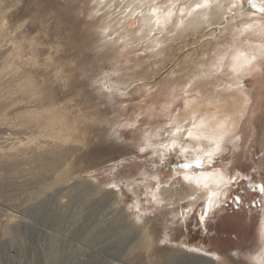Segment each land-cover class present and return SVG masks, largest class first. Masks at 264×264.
<instances>
[{
	"label": "rangeland",
	"instance_id": "374dc122",
	"mask_svg": "<svg viewBox=\"0 0 264 264\" xmlns=\"http://www.w3.org/2000/svg\"><path fill=\"white\" fill-rule=\"evenodd\" d=\"M99 1L0 0V213L8 214L0 219V264H38L28 244L10 242L21 254L6 252L4 230L18 222L20 212L34 214L43 202L51 211L67 210L88 187L93 194L114 191L133 202V211L151 221L159 249L189 246L227 264H259L264 253V59L246 78L249 100L236 137L240 147L228 144L214 162L197 163L170 145L168 134L158 139L148 134L183 115L189 101L172 96L164 84L178 62L155 74L149 73L155 67L147 60L139 61L147 52V43L135 40L149 31L144 13L163 0L145 5L134 17L136 0H107L105 7ZM239 6L234 16L253 10L264 16V0H242ZM156 33L153 37L163 39L166 31L157 33L160 38ZM173 42L161 47L166 44L168 51ZM114 70L111 83L120 90L112 99L102 84ZM215 170L226 172L229 182L214 208L207 205L205 191L167 201V192L182 190L185 175Z\"/></svg>",
	"mask_w": 264,
	"mask_h": 264
},
{
	"label": "bare ground",
	"instance_id": "6f19581e",
	"mask_svg": "<svg viewBox=\"0 0 264 264\" xmlns=\"http://www.w3.org/2000/svg\"><path fill=\"white\" fill-rule=\"evenodd\" d=\"M106 1L101 0L97 5L105 7ZM134 1L131 0V3ZM156 1L158 0H136L130 16ZM161 2L159 6L150 5V11H143V22L149 31L135 39L139 44L147 43V52L141 54L139 61L142 63L147 60L148 64L155 67L154 71L148 70L149 73L155 74L168 63L178 62L168 70L164 84L166 83V90L173 93L172 96H187L189 101L183 115L178 119L176 117L179 115L172 116L170 121L163 124L166 128L162 126L158 132L153 130L148 134L155 139L168 134V143L177 147L179 153L196 162L202 159L212 163L225 153L228 144L231 146L232 143L236 148L239 143L240 139L237 138L236 141V137L242 132L248 110L246 78L257 68L260 60L264 59V16L255 10L250 14L246 12L247 16H234L235 8L242 0ZM228 18L230 19L227 20ZM220 25L224 26L223 30ZM110 28L108 27L109 30ZM137 31L139 29L134 32ZM165 31L163 39L153 37L154 32ZM166 41H174L170 43L168 51L164 48L166 44L161 47ZM182 52L185 53L183 57ZM116 72L114 70L105 77L106 81L102 84L111 92L112 99L114 90L119 89L118 84L113 87L111 83V76H116ZM112 123L113 120L109 124ZM111 130L115 135L118 132L114 127ZM146 139L150 140L148 136ZM185 177L188 179L185 180ZM185 177L181 191L165 194L167 201L176 197L186 199L205 191L202 194L209 197V208H214L222 196V189L229 182L227 173L223 170ZM94 191L95 189L86 188L80 195L72 198L67 210L51 211L43 202L34 214L20 212L18 222L12 223L13 226H6L4 230L9 238L6 252H19V249L16 252L17 248L10 244L16 241L18 244H28L29 249L34 250L38 264H227L220 259L215 260V255L194 247L159 249L151 221L133 211V202L127 203L128 199L115 196L114 191L104 195L93 194ZM218 191L221 192L216 195ZM1 213L0 219L1 215H8L4 211ZM0 242L2 246L3 241Z\"/></svg>",
	"mask_w": 264,
	"mask_h": 264
},
{
	"label": "snow or ice",
	"instance_id": "6c2138e0",
	"mask_svg": "<svg viewBox=\"0 0 264 264\" xmlns=\"http://www.w3.org/2000/svg\"><path fill=\"white\" fill-rule=\"evenodd\" d=\"M205 2H207V0H205ZM217 147H219V146H217ZM138 151L139 152H143L144 149L141 147V148L138 149ZM197 163H200V161H197ZM184 179L187 180L188 177H185ZM230 179H231V177H230ZM110 186L115 187V184L114 183H110ZM262 190H264V186H262ZM208 206L211 207V202L210 201H208ZM137 212H139V209H137ZM137 219L139 220V217H137ZM233 255H235V253ZM252 259H258V258L257 257H253ZM259 264H264V253H261V258L259 259Z\"/></svg>",
	"mask_w": 264,
	"mask_h": 264
}]
</instances>
